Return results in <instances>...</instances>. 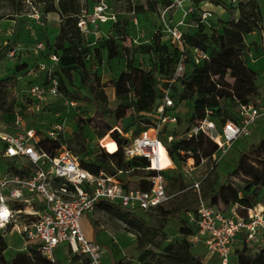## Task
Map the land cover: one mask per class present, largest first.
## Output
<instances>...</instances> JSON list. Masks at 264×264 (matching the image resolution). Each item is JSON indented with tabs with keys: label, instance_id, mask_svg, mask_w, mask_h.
<instances>
[{
	"label": "trees",
	"instance_id": "obj_1",
	"mask_svg": "<svg viewBox=\"0 0 264 264\" xmlns=\"http://www.w3.org/2000/svg\"><path fill=\"white\" fill-rule=\"evenodd\" d=\"M5 1L12 7L10 17L22 9L23 0ZM188 1L194 9L200 2L218 5L226 10L227 18H218L217 25L212 26L211 29L207 22L198 19L194 23L193 31H181V48L171 40L162 42L160 40L162 35L158 31H154L152 34L151 44L136 47L123 46L122 33L105 34L99 37L97 35L93 41L87 40L76 25L80 11L82 9L85 11L80 6L79 0H44L40 9L41 15L54 12L59 19L52 44V54L57 57V68L54 72L57 75L60 92L70 99H81L92 103L95 109L94 114L86 119L82 116H75V128L69 137L59 132L55 138H50L44 131L33 126L37 137L34 142L36 148L52 155L59 145L64 143L86 170L93 173L103 170L109 174L120 170L119 178L125 185L128 184L129 177L141 176L144 179L141 177L140 180L138 179L141 184L137 188L144 189L148 186L147 177L155 171L147 169L149 163L144 157H124L123 146L128 138L121 135L116 128L122 133L130 132V129L115 123L125 116L127 105L108 107L104 87H112L117 98L124 97L129 93L137 97L133 105L138 113L136 117L140 123L144 122L145 124L131 137L154 125L157 120L156 107L161 101L162 90L168 88V94L173 103L169 110L174 111L176 122L170 125L162 124L158 128L161 139L166 135H172L165 145V150L163 148L160 150L161 168L169 166L170 161L173 164V169L160 170L166 181L167 200L145 210L146 217L105 200H99L96 203V206L108 211L124 223L129 232L135 234L138 250L136 260L139 264H204L201 257L191 249L192 244L188 237L195 231V226L187 221L184 212H194L198 198H200L208 204L222 208H228L235 204L237 212L244 214L247 208L260 204L261 197L264 195V192L261 193V189L264 188V135L256 143L248 144L239 152L234 166L222 181L217 180V162L211 161V166L198 177V192L190 187V183L188 185L184 183L183 174L178 168L188 158L192 160L194 166L198 165L202 159L210 160L211 154L217 151L216 144L201 132L186 135L190 129L188 126L181 131L180 136L174 135V129L181 125L180 116L177 113L180 102L189 103V107L186 109L188 114L185 116V123H196L206 116L215 123L221 124L226 119L236 120L237 116L229 108L221 109L218 104L219 99L234 101L237 105L247 102L255 104L262 93V80L258 72L247 65L244 57L246 51L244 37L247 33L258 29L261 21V12L257 1L239 0L236 6H227L223 0ZM171 2L172 0H162L159 3L164 8ZM135 8L142 10L143 6L138 4ZM155 8V0L147 3V10L153 11ZM114 24L116 26V23ZM115 30L117 31L116 27ZM194 48L203 51L206 57L194 62L192 54ZM102 50L106 52L107 58L120 55L124 60V69L106 82H101L96 71L90 68L92 60L95 65L101 61ZM135 52L151 53L153 68H155L156 74L161 77V81H164L163 86L160 85L161 82L157 83L155 87L150 86L145 81V78L150 75L148 71L142 73L139 78L138 70L133 65V53ZM187 52H191L189 60H186ZM180 59L183 69L179 76L173 78L175 67ZM23 67L24 64H21L15 66L14 70L19 71ZM72 71H77L79 80L81 84L87 86L89 95H80L68 88V84L72 83L70 74ZM226 75L232 80L231 82L225 79ZM6 80V77L0 78V112L13 114L12 105L7 99ZM175 80H178L180 88L172 91L170 86ZM143 96L147 99L144 105L140 103L143 101ZM49 104L51 103L46 105ZM143 111L149 113L152 119L144 118L141 113ZM106 115L112 116L113 124L102 122L101 129L96 130L95 134L101 138L107 133L109 138L115 142V148L107 152L99 146V151L91 154L88 152L86 141L82 136V129L85 125L93 123L96 117L100 120ZM92 126L95 128V123ZM70 142H73L76 147L70 148ZM105 143L108 142H104V145ZM1 149L2 142L0 141ZM165 151L167 156H165ZM5 159L8 160L0 163V170L11 171L19 175H28L32 170L29 166L18 168L12 158ZM140 173L143 174L140 175ZM235 177L240 178V181L232 180ZM25 217L31 218L32 216L23 215L18 220ZM170 218H175L180 222L177 229L178 238L165 242L160 251L155 252L147 245L155 241L162 242L165 239L163 227ZM3 237L4 232L0 230V258L6 246ZM239 242L231 252L235 257L234 264H264L263 246L251 248L243 241L239 240ZM27 247L28 252L33 253L27 264H54L41 255L34 245H27ZM113 264L131 263L128 260L117 259L113 261ZM227 264L233 263L228 259Z\"/></svg>",
	"mask_w": 264,
	"mask_h": 264
},
{
	"label": "built area",
	"instance_id": "obj_2",
	"mask_svg": "<svg viewBox=\"0 0 264 264\" xmlns=\"http://www.w3.org/2000/svg\"><path fill=\"white\" fill-rule=\"evenodd\" d=\"M173 4L180 7L182 0H172L163 8L161 15ZM192 8L190 4L183 8L182 16L188 14ZM209 16V10L200 12V19L204 22ZM111 19L113 15L100 0L92 6L90 12L86 13L83 9L80 11L76 25L85 36L93 33L96 37L98 26ZM181 22L168 25L161 18L170 40L180 48L181 30L178 24ZM40 45L41 43H38L37 47ZM192 54L194 62L206 57L205 53L197 48L192 50ZM50 60L49 66L38 64L39 70L43 72L42 81L33 82L27 88L25 95L29 103L24 111L30 112L31 115L39 114L44 105L56 98L62 99L68 106L75 104L74 100L64 96L59 90L57 75L53 69L57 60L54 54L50 56ZM182 69L183 63L180 59L173 78L179 76ZM162 93L161 101L156 107L157 120L154 125L141 130L133 137L116 128L121 135L128 138L123 146L124 157H144L149 163L147 169L155 171L147 177L148 186L144 189L125 185L119 178L120 170L114 174L103 170L95 173L86 170L64 143H61L52 155L36 148L34 142L37 137L34 128L24 127L21 115L14 112L11 121L14 132L0 131V156L12 158L15 163L20 160L16 163L18 168L29 166L32 170L28 175L0 170V230L5 233L7 230L16 229L25 243L34 245L40 254L52 263L54 246L64 243L69 254L83 255L85 264H100L99 244L87 239L79 227V218L83 214L91 211L99 200L117 204L130 211L136 208L145 211L164 203L168 198L165 191L166 181L160 170L168 169L172 163L169 159L170 165L165 168L153 164L157 145L161 144L165 150L166 143L172 138L169 134L161 139L158 134L159 126L176 122L175 114L168 112L173 105L168 88L163 89ZM260 113H264V104H238L236 120L226 119L218 124L205 116L198 120L186 135L201 132L216 144L217 151L223 152L237 137L249 134L250 127ZM59 132L64 134L61 122L52 123L44 131L50 138H55ZM98 144L107 151L103 142L99 141ZM217 158L213 153L210 161L216 162ZM188 160L189 158L180 164L179 170L183 175L189 176L190 187L198 192L199 176L191 177L194 165L191 159L190 163ZM35 199L42 206L41 209L33 207L37 202ZM236 207L234 204L230 209L225 208L223 211L221 207L198 198L195 211L184 212L187 221L195 226V231L188 237L189 242L202 243L208 255L216 254L219 264H227L232 244L236 241H243L251 248L264 247V208L256 204L247 208L244 214H239ZM4 213L7 214L6 218ZM23 215L32 217L18 220Z\"/></svg>",
	"mask_w": 264,
	"mask_h": 264
},
{
	"label": "rangeland",
	"instance_id": "obj_3",
	"mask_svg": "<svg viewBox=\"0 0 264 264\" xmlns=\"http://www.w3.org/2000/svg\"><path fill=\"white\" fill-rule=\"evenodd\" d=\"M44 0H23V6L20 12L12 15L11 5L5 1L0 0V38H6L5 42L0 45V76L6 77L7 83V99L12 105L13 113L16 112L21 115V119L24 121L23 126H36L41 131L47 130V128L54 122H61L63 126V131L66 137L71 135V131L75 128V116H82V118H88L94 114L95 107L92 103L85 102L81 99H73L75 104L73 106H68L64 104L63 100L60 98L54 99L51 104L46 105L44 109L40 111L39 114L31 115L30 112H25L23 109L25 101V93L23 89L35 82H40L38 79L43 74L39 70V63L50 65L51 60L50 56L52 55L53 50V40L57 32L58 26V15L54 12H48L44 15H41L40 9L43 6ZM100 0H79L81 7L85 9V12L88 13L92 10V6L98 3ZM107 6V10L113 15V19L106 21L98 26V37L102 35H115L116 33H122V45L136 47L146 44H151V36L154 31H158L162 37V42H170V37L168 32H166L165 26L161 23V18L165 20L168 25H174L179 21H182L178 24V27L181 31L190 32L193 31L195 26L194 23L200 19V12L204 10L202 7H196L182 16V11L178 12L176 5H171L167 8L163 14V6L161 3L162 0L156 1V8L153 11L146 9L147 3L153 2V0H102ZM227 6H236L239 0H223ZM245 1V0H242ZM259 5V10L261 12V21L259 26L261 29H264V0H256ZM201 3V2H200ZM142 4L143 9L137 10L136 5ZM182 4L186 5L187 0H182ZM202 6V5H200ZM182 7V5L180 6ZM207 10V8L205 9ZM226 12V10H225ZM211 13V11H210ZM7 16V17H6ZM14 18L16 20L15 26H12L13 32L12 36H5V29L8 28L10 21L8 19ZM227 18V12L226 17ZM116 23V26L114 23ZM207 24L210 25L209 29L212 26L217 25L215 21H208ZM117 28V31L115 30ZM259 34V33H258ZM89 38L86 36L87 40L93 41L95 38L93 33L88 34ZM97 37V36H96ZM254 43L255 41H250ZM41 43L39 47L37 44ZM245 44H247L245 42ZM254 45V44H253ZM257 46L258 44L255 43ZM247 47V46H246ZM56 57V55H55ZM191 57V52H187V59ZM57 58V57H56ZM24 64V67L19 71H15V66ZM133 65L138 70V76L142 75L144 72H149V76L145 78V81L149 83L150 86L155 87L157 83L161 82L163 86L164 81H161V77L156 74L155 68H153V58L150 52H135L133 53ZM57 68V60L53 64V69ZM90 68L95 70L98 74L101 82H106L108 79L115 77L120 70L124 69V60L122 56H117L113 58H107L106 52L101 51V61L95 65L94 60L90 63ZM55 73V72H54ZM56 74V73H55ZM71 85L68 84V88L74 93H79L80 95H89L87 86L81 84L77 71H72L71 73ZM260 77V75H259ZM225 79L229 82L232 80L225 76ZM261 79V77H260ZM165 87H168L165 85ZM171 90L179 89V82L175 80L171 84ZM10 88V89H9ZM104 92L107 97V106L116 107L119 105H127L126 114L123 118L118 120L115 124L118 126H124L129 128L130 132H127V136L134 134L139 128L143 127L144 122L140 123L138 121L137 112L135 106V101L137 97L133 96L132 93L128 95L117 98L110 89H105ZM148 98V97H147ZM143 101L141 104H145L147 99L142 97ZM218 104L221 109L229 108L233 111L235 115L238 114V105L234 101H228L226 99H219ZM189 107V103L180 102L178 104L177 113L180 116L181 125L177 126L174 129V135L177 137L181 135V131L185 129L186 126L191 128L195 122L191 124L185 123V116L188 114L186 109ZM22 112V113H20ZM169 113H174L173 110H169ZM140 113V112H139ZM144 118L152 119V116L143 111ZM140 113V114H141ZM145 113V114H144ZM154 120V119H153ZM107 122L113 124V118L111 115H106L100 120L98 117L95 118L93 123L85 125L82 129V136L86 141L88 147V152L93 154L99 151V141L104 142L105 139H110L106 133L101 138H98L95 134L96 130L101 129L102 122ZM95 123V128L92 124ZM255 123L257 127L254 129V125L251 126V131L247 136H239L233 140L223 152L217 151V180L222 181L223 178H226V174L234 166L235 160L240 151L237 152V147L240 144L256 143V137L259 134V130L263 127L264 117L256 118ZM264 135L261 134L260 137ZM258 138V139H259ZM70 148H75L76 145L73 142H70ZM106 146L110 147V144L105 143ZM231 145V147H230ZM165 156L167 154L165 153ZM1 164L2 162H7L8 159H5L0 156ZM167 159V158H166ZM20 160H17L16 163H19ZM188 162H191L189 159ZM210 160L201 161L196 165L191 171V177L197 178L202 174L206 169L211 166ZM181 165L178 166L180 168ZM173 169V164L169 167L168 170ZM143 173H140L142 175ZM141 176L129 177L128 184L131 187H137L141 184ZM141 179H144L141 177ZM183 180L186 185L190 183L189 176L183 175ZM232 180L239 182L240 178L235 177ZM264 192V188L261 189V193ZM264 194V193H263ZM34 198V197H33ZM260 205L264 208V195H262L260 200ZM221 209L224 211L225 208ZM134 213L146 217L145 211L139 208L133 210ZM94 213L98 222L102 223L104 226L112 227L117 231V241L113 242V247L116 252L119 254L122 260H128L131 264H139L136 260L138 255V250L136 248L135 234L129 232L125 227V224L118 220L116 217L111 215L108 211L96 206L94 208ZM85 228L92 229L94 225V220L91 217H88L86 221L82 224ZM180 222L175 218H170L163 227L165 233V239L161 241H155L154 243L148 244L149 248H152L155 252H159L162 245L167 241H173L178 238V227ZM5 248L2 251V257L0 258V264H27L29 258L32 257V252H28V243L23 241L22 236L16 229L7 230L4 233ZM240 242L236 241L232 244L231 250L238 245ZM192 251L198 254L201 257V260L204 264H219V258L216 254L210 255L207 257L208 253L200 243L192 244ZM56 255L59 253L56 250ZM228 259L231 263H235V257L230 253ZM62 263V261H60ZM86 263V259L82 257V264Z\"/></svg>",
	"mask_w": 264,
	"mask_h": 264
},
{
	"label": "crops",
	"instance_id": "obj_4",
	"mask_svg": "<svg viewBox=\"0 0 264 264\" xmlns=\"http://www.w3.org/2000/svg\"><path fill=\"white\" fill-rule=\"evenodd\" d=\"M181 5H182V7H178L176 9V11L181 12V10L183 8H186L189 5V1L187 0L186 5H184V4H181ZM200 5H202V6H200ZM198 6L202 7L203 9L207 8V10L211 11L210 16L207 18L208 21L211 20V21L216 22L218 18L224 19L226 17L225 10L218 5H214V4L209 3V2H201L198 4ZM8 20L10 21V23H9L8 28L5 29L4 33H5V36H8V35L12 36V33H11V32H13L12 26H15L16 20L14 18H10ZM87 37L89 38L88 34H87ZM6 38H0V45L5 42ZM244 39H245V42L247 43L246 44V46H247L246 51L244 53V57L246 58L247 65L250 66L252 69H254L256 72H258V74L260 75L261 80H262V86H261L262 93H261V96L256 100V103H255V104L261 106L264 104V29H261V27L259 26L258 29L247 33L245 35ZM249 40L255 41V42L250 43ZM255 43H257L258 45L256 46ZM1 77H3V76H0V78ZM42 79H43V74L41 75V77H39L38 80L41 82ZM33 82H35V81H33ZM28 86H27V88H28ZM27 88L23 89V93H25V94L27 93ZM104 88L105 89L108 88V89H110V91L112 93H114L112 87L107 86ZM25 98H26V95H25ZM23 103H24L23 109H25L26 107H28L29 100L26 98ZM258 117H264V113H260ZM12 119H13L12 114L0 112V131L14 132V127L11 125ZM22 123H24L23 120H22ZM252 125H254V129L258 126L257 123H255V122ZM24 127L28 128V127H33V126L29 125V126H24ZM250 131H251V127H250ZM263 133H264V124H263V127H261V129L259 130V134L256 137L257 139H255L256 142H257L259 136H261V134H263ZM104 142L112 143L110 145L111 149L109 148V146L104 145L106 147L107 151H111L112 149L115 148V144L111 139H105ZM252 142L253 141L240 144L236 149L237 152L241 151L249 143H252ZM230 147H231V145H230ZM162 148H163V146H162ZM215 155L217 156L216 153H215ZM35 201H37V200L35 199ZM33 207L35 209H41L42 206L37 201L34 203ZM230 207L231 206H229L227 209H230ZM94 208L91 211L83 214L79 218V227H80L83 235L87 239L95 241L99 244V246H100V264H113V261H115L117 259H121V257L119 256V254L116 252V250L114 249V247L112 245L114 241H117V231H115L112 227L104 226L102 223L98 222L96 215L94 213ZM88 217H91L94 220V225H93L92 229L85 228L82 225ZM198 243H200V242H198ZM200 244L203 245L202 243H200ZM56 250L59 252V253H57V255L55 253ZM209 256L210 255H207L208 258H209ZM53 257H54V264H82V257H84V256L83 255H77V254H69L68 250H67V246L64 243H58L53 248ZM60 261H62V263H60Z\"/></svg>",
	"mask_w": 264,
	"mask_h": 264
},
{
	"label": "bare ground",
	"instance_id": "obj_5",
	"mask_svg": "<svg viewBox=\"0 0 264 264\" xmlns=\"http://www.w3.org/2000/svg\"><path fill=\"white\" fill-rule=\"evenodd\" d=\"M161 148H162L161 144H158L157 148H156V156L153 159V164L155 166H159L160 168H161V165H160V160H161V156H160L161 151L160 150H161Z\"/></svg>",
	"mask_w": 264,
	"mask_h": 264
},
{
	"label": "clouds",
	"instance_id": "obj_6",
	"mask_svg": "<svg viewBox=\"0 0 264 264\" xmlns=\"http://www.w3.org/2000/svg\"><path fill=\"white\" fill-rule=\"evenodd\" d=\"M6 215H7V214H6V213H4V217H5V218H6ZM0 226H2V225H0Z\"/></svg>",
	"mask_w": 264,
	"mask_h": 264
}]
</instances>
